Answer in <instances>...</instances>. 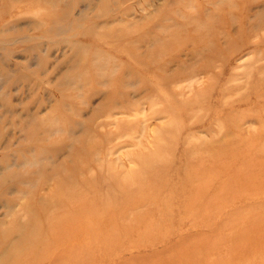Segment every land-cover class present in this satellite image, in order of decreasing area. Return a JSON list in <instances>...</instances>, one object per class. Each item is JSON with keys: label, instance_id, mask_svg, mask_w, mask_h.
<instances>
[{"label": "rangeland", "instance_id": "1", "mask_svg": "<svg viewBox=\"0 0 264 264\" xmlns=\"http://www.w3.org/2000/svg\"><path fill=\"white\" fill-rule=\"evenodd\" d=\"M0 264H264V0H0Z\"/></svg>", "mask_w": 264, "mask_h": 264}, {"label": "bare ground", "instance_id": "2", "mask_svg": "<svg viewBox=\"0 0 264 264\" xmlns=\"http://www.w3.org/2000/svg\"><path fill=\"white\" fill-rule=\"evenodd\" d=\"M84 210V209H83ZM74 213H77V212H74ZM73 214V213H72Z\"/></svg>", "mask_w": 264, "mask_h": 264}]
</instances>
